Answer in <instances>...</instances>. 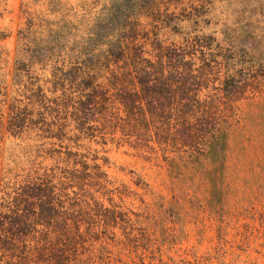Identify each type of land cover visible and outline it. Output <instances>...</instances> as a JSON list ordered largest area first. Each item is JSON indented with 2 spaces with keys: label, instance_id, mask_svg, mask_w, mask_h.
<instances>
[{
  "label": "trees",
  "instance_id": "16d2710c",
  "mask_svg": "<svg viewBox=\"0 0 264 264\" xmlns=\"http://www.w3.org/2000/svg\"><path fill=\"white\" fill-rule=\"evenodd\" d=\"M223 2L112 0L80 30L35 16L18 30L13 80L27 101L12 118L34 124L40 143L1 190L0 264H145L154 254L156 211L178 221V201L151 191L140 211L127 206L93 142L128 144L223 195L233 132L264 119V0Z\"/></svg>",
  "mask_w": 264,
  "mask_h": 264
},
{
  "label": "rangeland",
  "instance_id": "374dc122",
  "mask_svg": "<svg viewBox=\"0 0 264 264\" xmlns=\"http://www.w3.org/2000/svg\"><path fill=\"white\" fill-rule=\"evenodd\" d=\"M111 1L0 0V108L3 112L0 117V196L6 181L12 182L23 172L28 164L26 160L40 143L34 124L12 118L13 106L24 107L27 101L22 92H16L19 88L13 80L18 30L34 16L45 20L46 27L80 30ZM209 3L217 8L224 4L223 0H209ZM218 12L219 9L215 13ZM65 22L70 25L63 28L61 25ZM261 54L263 59L264 48ZM38 73L41 79L50 76L40 70ZM245 107L243 102L244 110ZM254 123L259 125L247 127L246 132L239 129L233 132L227 146L222 180L224 193L212 197L205 181L183 172L170 173L163 161L148 159L145 153L128 144L92 143L93 148L99 150V156L106 158L100 163L109 178L130 192L125 198L127 206L140 211V198L151 202V191L166 200L178 201V221L161 210L156 211L163 225L156 226L155 252H144L145 264L151 258L154 262L161 258L165 264H264V210L260 202V193L264 191V119L256 118ZM54 147L59 148L57 144ZM143 182L149 185V190ZM134 261L140 264L138 258Z\"/></svg>",
  "mask_w": 264,
  "mask_h": 264
}]
</instances>
